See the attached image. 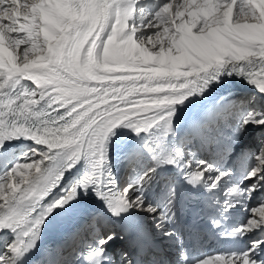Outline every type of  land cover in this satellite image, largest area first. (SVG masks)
<instances>
[{
    "label": "snow or ice",
    "instance_id": "1",
    "mask_svg": "<svg viewBox=\"0 0 264 264\" xmlns=\"http://www.w3.org/2000/svg\"><path fill=\"white\" fill-rule=\"evenodd\" d=\"M223 75L242 77L264 97V0H0V149L19 139L42 146L0 174V231L14 235L0 264H19L56 210L89 190L102 208L67 245L82 264H164L157 234L176 241L181 264H264V238L249 236L264 232V200L246 206L264 195V111H246L231 136L221 129L232 127L236 102L209 109L182 134L174 123L176 106ZM120 127L137 137L127 159L141 167L123 185L108 157ZM250 130L255 148L233 160ZM81 160L83 177L62 188ZM249 160L243 186L226 188L223 211L244 206L248 218L232 235L249 237L250 246L190 257L183 237L168 228L176 201L195 202L201 188L213 193L233 175L224 162L238 168ZM168 169L175 177L162 175ZM158 179L164 207L147 197ZM118 241L113 259L108 249Z\"/></svg>",
    "mask_w": 264,
    "mask_h": 264
},
{
    "label": "bare ground",
    "instance_id": "2",
    "mask_svg": "<svg viewBox=\"0 0 264 264\" xmlns=\"http://www.w3.org/2000/svg\"><path fill=\"white\" fill-rule=\"evenodd\" d=\"M164 2H166V0H160L161 4ZM148 7L154 11L157 5L150 3ZM137 35L140 36L142 34L138 33ZM234 79L239 82L238 85L234 83ZM242 82L244 86L247 84V81L242 77H237L236 75H223L219 78L218 82H211L202 95L189 97V99L186 100L183 105L176 106V117L174 118V123L179 129V132L182 134L185 127L187 126V123L191 121L192 118L196 116L204 117L205 113L209 109L222 106L226 102H236L237 106L239 107V111L235 113L234 118L231 120L232 125L234 124V122L238 121V119L242 118V115L245 114L246 111H264V109L260 106L264 105V97L259 96V94L256 92L255 88L252 85H249V88L251 86V91L253 93L249 94L251 96H249L248 99L236 98L239 97V95L243 92L239 91L238 88L241 86ZM254 96L257 97L256 102L248 103V101ZM235 99L237 100L234 101ZM222 101L223 103H221ZM241 102L243 103L241 104ZM234 131L235 130H232V132ZM224 132L225 131L222 130L221 135H224ZM256 136L257 132L254 130H250L247 131L246 134H242L240 142L236 145V147L240 149L237 150L240 151L243 148L254 149L256 146ZM174 141L175 140L171 141L170 143H173ZM136 143L137 137L130 129L120 127L114 130V135L110 137V141L108 144L109 166L111 167V169H113L115 166L118 167L121 162H123V160L128 161V149L130 146L135 145ZM30 147L33 148L42 146H35L34 144H32ZM26 150L27 151L25 153L29 152L30 148ZM83 163L84 161L81 160L80 163H78L77 167H80ZM72 170H75V167ZM69 178L70 179L66 180L62 188H68L75 184V179L77 178V175L75 174L74 177L72 176ZM60 194L61 192L60 190H58L56 193L53 194V197L49 202H51L54 198H58ZM262 199H264V195H257L256 200L254 202L249 201L246 206L254 207L255 204ZM242 208L244 210V206H242ZM235 209L237 210V208ZM239 209H241L240 206Z\"/></svg>",
    "mask_w": 264,
    "mask_h": 264
},
{
    "label": "rangeland",
    "instance_id": "3",
    "mask_svg": "<svg viewBox=\"0 0 264 264\" xmlns=\"http://www.w3.org/2000/svg\"><path fill=\"white\" fill-rule=\"evenodd\" d=\"M234 80H235L234 83L238 85L239 82H237L236 79H234ZM238 88H239V91H245V90L249 89V84L247 83V84L244 86V85H243V82H242L241 86L238 87Z\"/></svg>",
    "mask_w": 264,
    "mask_h": 264
}]
</instances>
